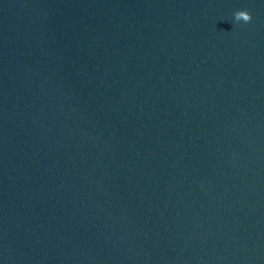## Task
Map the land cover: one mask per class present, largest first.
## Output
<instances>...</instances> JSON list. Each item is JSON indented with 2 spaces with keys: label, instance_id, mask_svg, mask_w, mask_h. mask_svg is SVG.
Masks as SVG:
<instances>
[{
  "label": "water",
  "instance_id": "obj_1",
  "mask_svg": "<svg viewBox=\"0 0 264 264\" xmlns=\"http://www.w3.org/2000/svg\"><path fill=\"white\" fill-rule=\"evenodd\" d=\"M0 264H264V0H0Z\"/></svg>",
  "mask_w": 264,
  "mask_h": 264
},
{
  "label": "clouds",
  "instance_id": "obj_2",
  "mask_svg": "<svg viewBox=\"0 0 264 264\" xmlns=\"http://www.w3.org/2000/svg\"><path fill=\"white\" fill-rule=\"evenodd\" d=\"M253 19L252 14L247 9L244 10H237L234 13V21L236 23H239L240 21H243L245 23L251 22Z\"/></svg>",
  "mask_w": 264,
  "mask_h": 264
}]
</instances>
